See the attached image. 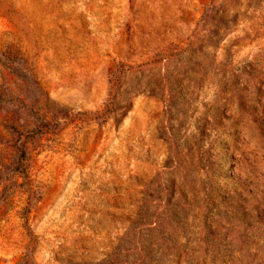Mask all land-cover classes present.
I'll return each instance as SVG.
<instances>
[{"label": "rangeland", "instance_id": "obj_1", "mask_svg": "<svg viewBox=\"0 0 264 264\" xmlns=\"http://www.w3.org/2000/svg\"><path fill=\"white\" fill-rule=\"evenodd\" d=\"M0 264H264V0H0Z\"/></svg>", "mask_w": 264, "mask_h": 264}]
</instances>
